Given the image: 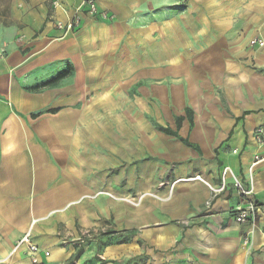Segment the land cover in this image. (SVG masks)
<instances>
[{"label": "crops", "instance_id": "0c3cea01", "mask_svg": "<svg viewBox=\"0 0 264 264\" xmlns=\"http://www.w3.org/2000/svg\"><path fill=\"white\" fill-rule=\"evenodd\" d=\"M96 1L99 14L64 33L57 23L82 0H0V264H31L16 248L28 233L43 264H264V160L251 172L264 156V44H251L264 40V0H196L174 16L149 5L140 22L130 0ZM135 45L144 54L131 61ZM76 76L136 98L141 113L119 98L126 111L80 133L93 100L86 112L78 95L93 91H76ZM62 113L75 124L56 138L48 117ZM45 138L70 148L45 152ZM234 176L253 187L255 223L236 221Z\"/></svg>", "mask_w": 264, "mask_h": 264}, {"label": "rangeland", "instance_id": "374dc122", "mask_svg": "<svg viewBox=\"0 0 264 264\" xmlns=\"http://www.w3.org/2000/svg\"><path fill=\"white\" fill-rule=\"evenodd\" d=\"M207 1L208 0H204L205 3H207ZM195 2H196V0H170V3L169 2L165 3L164 0H130L129 1V5H133L135 7V13H133V15H134L133 17H135L134 19L137 22H140V18H144V17L148 16V6L149 5H156L157 6V10L158 9L159 10L163 9V7L165 5L167 7L170 6V8L173 10L172 15L174 16L175 14H178L179 11L185 9L187 6L194 5ZM198 2L200 4H202L203 0L202 1L199 0ZM156 32L157 33L158 32L162 33V29L159 27V28L156 29ZM119 48H120V45H119ZM142 48H144L143 45H141L139 48L136 45L133 46V47H129V49H131L130 52H129L131 61L135 60V59H133L134 58L133 55L144 54V52L142 51ZM180 48H181L180 46L173 45L172 46L173 54L174 53H180L179 50L184 49V48H181V49ZM119 54H120V52H119ZM122 57H125V56H122ZM118 58H120V57L118 56ZM119 60H118L119 63L124 62L122 60H120V61ZM118 62L116 63V66L118 65ZM156 63L157 64H161L162 62L156 61ZM116 66H114L113 68L115 69ZM77 77H79V76H76V78ZM76 78H75V80H76ZM62 81H64V79L61 80V82ZM98 81L99 80H96L94 77H89V78H82L81 77V78H77V80L75 81V85L77 86L76 87V91L85 89L82 86L83 82H86V84L87 83L90 84L89 85L90 90L93 91V92L92 93H87L86 92V93H83V94H79L78 96H80V97L84 96V99H82V102H84V103H82V104L86 105V112L88 110V106H89L90 101H91L90 97L92 96L93 103H91V106H92L91 115L93 117H90V116L89 117L88 116L87 117H81V114L77 113L76 124H75V121L73 119H71V118L69 120H67L66 119L67 114L64 115V113H62L60 117L59 116H56L55 118L48 117L49 118V120L47 122L48 123L47 126L49 127L48 131L50 133H52V134L55 133L56 135H54V136L56 138H57V133H60L62 130H67V128H70V127L74 128L73 127L74 124H75L76 129H78V131L80 133H84V134L100 133V132H91L92 125L91 126L88 125V120H91V119H94V118L97 117L94 120V122L97 123L98 125L100 123H103L102 125H105L104 124L105 122L109 123L110 121H112L110 119L111 116L126 111V110L122 109L123 104L119 103L120 102V100H118L119 98H124V100L126 102H128V103H126V107L129 110V115H137L140 112V109H139L138 105L132 106V104H131L133 102H136V100H135L136 98L132 99L130 96H128L125 99V97L123 95L121 96L119 94H114V92H112V90L108 89L106 86H103V87L100 86ZM65 89H68V87H66ZM65 89L63 88L62 90L66 91ZM95 90H96V92H94ZM109 96L111 98L113 97L112 98L113 99V105H117L118 107L106 108L104 106L105 103L107 105H109V103L107 101L102 102V99L109 98ZM64 97H66V96H64ZM141 97L143 98V100L146 102V104L148 106L149 102H150V99H148L147 96L144 98L141 95ZM55 98L53 99V101L55 100ZM61 98H63V96ZM114 98H116V100ZM40 100H41L40 102L43 103L44 100L42 98H40ZM32 104L33 103L29 101L26 105L29 106V107H32ZM34 111L40 112V109L37 108ZM87 115H88V113H87ZM78 116H80V118ZM48 118H46V120ZM43 121H44V119H43ZM45 123H46V121L44 122V124ZM42 126H45V125H42ZM110 130L111 131H110L109 134H113V133L117 132L116 131V127L114 125L110 126ZM66 134H68V133H66ZM109 134H107V135H109ZM48 137H51V136H48ZM63 139H66V138H63ZM63 139L56 141V139L48 140L47 138H45V139H42V141H39L37 144H38V146H41L44 149L45 152H49V151H53V150H60V151L67 150V149L70 148L69 147L70 143L66 142V141L64 142ZM30 142L31 141H29V139H28L27 147H26L27 149H29V148L31 149V147H32ZM36 142L37 141H35L33 143V145H35ZM66 145H67V147H66ZM52 155L54 156L53 152H52Z\"/></svg>", "mask_w": 264, "mask_h": 264}, {"label": "built area", "instance_id": "2783aa9c", "mask_svg": "<svg viewBox=\"0 0 264 264\" xmlns=\"http://www.w3.org/2000/svg\"><path fill=\"white\" fill-rule=\"evenodd\" d=\"M83 14H87L91 17H96L99 14L98 5L96 0H82V2L76 7L74 15L67 21V22H58L57 27L64 31V33L70 32L75 30L77 27L80 26L82 22ZM102 16L106 17L105 14ZM20 40V39H19ZM251 44H264V40L260 38H254L251 41ZM6 53V49L4 46L0 44V59L4 58ZM255 138L257 143L260 146H264V123L259 125L255 129ZM237 150H235L236 152ZM264 160V156L256 154L254 157V161L251 166V172L253 171V167L258 164L260 161ZM230 168H225L223 175L224 177L228 172H230ZM196 178L201 179L200 176ZM225 187V184L220 188H213L210 187L213 192L216 194L221 192ZM234 187L236 188L237 192L240 196L245 198V202L243 205H240L235 210V218L236 221L241 224L246 223H255L257 221L258 215V203L250 198L251 194L253 193V187H246L241 180L234 176ZM23 244L27 245L28 252L31 257V264H43L39 259V252L40 248L38 245L33 243L30 240V233L24 235L19 241L16 248H19ZM46 255H49V251L45 252Z\"/></svg>", "mask_w": 264, "mask_h": 264}, {"label": "trees", "instance_id": "16d2710c", "mask_svg": "<svg viewBox=\"0 0 264 264\" xmlns=\"http://www.w3.org/2000/svg\"><path fill=\"white\" fill-rule=\"evenodd\" d=\"M69 74V71H64L59 73L57 76H55L54 78H51L50 80L44 82L41 86L42 87H48V86H52L55 85L56 83H58L60 80H62L63 78L67 77V75ZM47 112L50 113H55L57 111V109H48L46 110ZM42 112L36 113V114H32L33 117H37L39 115H41ZM178 126L180 125V120L178 118L177 120ZM160 129H163V127H161ZM164 131H166L167 133H171L169 130L165 129Z\"/></svg>", "mask_w": 264, "mask_h": 264}]
</instances>
